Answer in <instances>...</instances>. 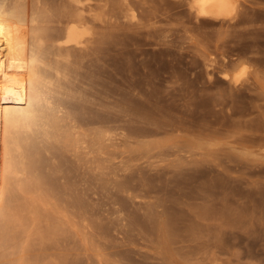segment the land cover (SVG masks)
I'll list each match as a JSON object with an SVG mask.
<instances>
[{
    "label": "rangeland",
    "instance_id": "rangeland-1",
    "mask_svg": "<svg viewBox=\"0 0 264 264\" xmlns=\"http://www.w3.org/2000/svg\"><path fill=\"white\" fill-rule=\"evenodd\" d=\"M168 1L83 0L97 17L81 58L49 45L68 0H0V32L22 42L21 52L9 37L15 68L0 52V264H264V0H239L232 21L197 19L189 0ZM122 99L163 107L154 115L165 129L126 141Z\"/></svg>",
    "mask_w": 264,
    "mask_h": 264
},
{
    "label": "bare ground",
    "instance_id": "bare-ground-1",
    "mask_svg": "<svg viewBox=\"0 0 264 264\" xmlns=\"http://www.w3.org/2000/svg\"><path fill=\"white\" fill-rule=\"evenodd\" d=\"M62 1V0H61ZM64 1H67V0H64ZM89 1V0H88ZM87 1V2H88ZM158 1V0H157ZM168 1V0H167ZM170 1V0H169ZM168 1V2H169ZM184 1V0H183ZM183 1H182V4H183ZM84 2H86L85 0H84ZM83 2V0H68V3L67 4H65V5H61V7L62 6H64V8H62L60 11H59V15L60 16H62V19H59V21L58 22H60V24H62V27H61V29H60V34H59V32H58V34L60 35L59 37H64V39L63 38H61L62 40H60L59 38H57L58 37V34H53L52 36L54 37V38H52V36H51V38H52V40H51V42H49V45L51 44L52 45V42H56V43H54L53 44V46L55 47V49L57 50V52H59V53H61V54H68V55H72L71 57H73V54L75 55V53H77V52H79V54H77L78 56H80L81 58H84L85 56H86V53L88 52H86V50L89 48L90 49V44L91 43H93L94 44V41H92V40H95V38H93V39H91V36L94 34L93 32L96 30V29H94L93 28V26H92V28L94 29V31H92V28H91V26H90V20H91V18H96L97 17V14L96 13H93L91 10L93 9L92 7H91V5L89 6V8L91 7L92 9L90 10V11H88L86 8V6H85V3ZM86 2V3H87ZM131 2V1H130ZM160 2V1H159ZM126 3V2H125ZM129 3V2H128ZM171 3H173V2H171ZM185 3V2H184ZM189 7H190V10L191 11H193V13H194V15H195V17L197 18V19H201V18H208V19H216V20H226V21H232V20H235L236 18H237V16H238V11H239V9H238V7H239V0H189ZM127 4V3H126ZM130 4V3H129ZM160 4V3H159ZM165 4V3H164ZM164 4H163V7H165L164 6ZM169 4V3H168ZM175 4V3H174ZM87 5H89V4H87ZM128 5V4H127ZM94 6V5H93ZM158 6V5H157ZM159 7V6H158ZM178 7V6H177ZM180 7V6H179ZM187 7V6H186ZM127 8V7H126ZM130 8V7H129ZM131 8H132V6H131ZM166 8V7H165ZM181 8V7H180ZM183 8V7H182ZM163 9V12L164 11H166V12H164V15H167V9L166 10H164V8H162ZM134 10V9H133ZM161 10V9H160ZM23 11V10H22ZM94 11H95V9H94ZM184 11V10H183ZM60 12H61V14H60ZM97 12V11H96ZM172 12V11H171ZM179 12V11H178ZM126 13H128V11L126 12ZM132 13H134V16H136L135 15V12L133 11L132 12V10H131V12H130V14H132ZM185 13V12H184ZM58 14V13H57ZM169 14H171V13H169ZM16 15V14H15ZM128 15V14H127ZM133 15V14H132ZM132 15H131V17H132ZM21 16V15H20ZM32 16V15H31ZM99 16V15H98ZM100 16H101V14H100ZM99 16V17H100ZM123 16V15H122ZM23 17V16H22ZM17 18V17H16ZM61 18V17H60ZM22 19V18H21ZM134 19V18H133ZM136 19V18H135ZM194 19V18H193ZM243 19V18H242ZM249 19V18H248ZM255 19V18H254ZM18 20V19H17ZM25 20H26V16H25ZM34 20V19H33ZM246 20V19H245ZM7 21V20H6ZM32 21V20H31ZM93 21V20H92ZM95 21V20H94ZM196 21V20H195ZM201 21V20H200ZM206 21H207V19H206ZM243 21V20H242ZM26 22V21H25ZM205 22V21H204ZM203 22V23H204ZM234 22V21H233ZM16 23V22H15ZM149 23V22H148ZM148 23H145V24H142V25H133L134 27H128V28H134V29H136V30H138V28L140 29H143V27L146 29V27H148ZM239 23H240V21H239ZM59 24V25H60ZM114 24V23H113ZM124 24V23H123ZM128 24H131V22L130 23H128ZM133 24V23H132ZM148 24V25H147ZM155 24V23H154ZM154 24H152V25H154ZM157 24V23H156ZM200 24V23H199ZM242 24V23H241ZM240 24V25H241ZM249 24V23H248ZM31 25V24H30ZM46 25V24H45ZM97 25V24H96ZM125 25H127V24H125ZM203 25V24H202ZM236 25V24H235ZM11 26V25H10ZM32 26V25H31ZM41 26V25H40ZM95 26V25H94ZM150 26H151V23H150ZM157 26V25H156ZM161 26V25H160ZM185 26V25H184ZM1 27V26H0ZM23 27V26H22ZM47 27V26H46ZM98 27V26H97ZM151 27H153V26H151ZM159 27V26H158ZM162 27H164V26H162ZM191 26H189V28H190ZM18 28H20V27H18ZM29 28V27H28ZM33 28V27H32ZM126 28V27H125ZM185 28V27H184ZM192 28V27H191ZM1 29V28H0ZM6 29V28H5ZM47 29H49V28H47ZM55 29V28H54ZM99 29V28H98ZM151 29V28H150ZM150 29H149V32H150ZM159 29H161V28H159ZM164 29H166L165 27H164ZM164 29H162V30H164ZM196 29V28H195ZM14 30H15V28H14ZM30 30V29H29ZM117 30V29H116ZM123 30V29H122ZM132 30V29H131ZM162 30H160V31H162ZM167 30V29H166ZM198 30V29H197ZM20 31V30H19ZM49 31V30H48ZM127 31V30H126ZM126 31H125V33H126ZM154 31V30H153ZM152 31V32H153ZM207 31V30H206ZM8 32H10V31H8ZM44 32V33H43ZM42 33L44 34V35H42L41 34V32H40V35H42L43 37H45V35L47 34V32L46 31H43ZM45 32H46V34H45ZM103 33H104V31H102ZM139 32H141V31H139ZM143 32V31H142ZM145 32V31H144ZM143 32V33H144ZM148 32V33H149ZM167 32V31H166ZM166 32H159L158 33V36L157 37H159L160 38V42H162L163 44H165V41H167V40H163V38L164 39H166V36H167V34H166ZM223 32V31H222ZM239 32V31H238ZM241 32V31H240ZM25 33V32H24ZM151 33V32H150ZM155 33V32H154ZM156 33H157V30H156ZM161 33V34H160ZM224 34H225V32H223ZM242 33V32H241ZM240 33V34H241ZM0 34L2 35L1 37H2V39L0 38V52L3 50V48L4 49H7V51H6V53H5V57L3 58L4 60L2 61V63L4 62H6V66H9V67H11V68H15L16 67V63L18 62L17 60H19L18 58H16V56L14 55V51H15V49L16 48H10L11 47V45H13V44H11L10 43V40H9V37L10 38H14L13 40H12V42H14V44H16V47L18 46V50H20L21 48L19 47V46H22V42H21V39H19V40H17V38H15L14 36L12 37V35L11 36H9V34L7 35V36H5L4 34L5 33H1L0 32ZM28 34V33H27ZM27 34H26V36H27ZM52 33L51 32H49V35H51ZM130 34V33H129ZM146 34V33H145ZM160 34V35H159ZM244 34V33H243ZM246 34V33H245ZM38 35H39V33H38ZM38 35H36V37H38ZM48 35V36H49ZM54 35H56L57 37H55ZM61 35H63V36H61ZM151 35V34H150ZM153 35V34H152ZM155 35V34H154ZM153 35V36H154ZM220 35V34H219ZM3 36H5V37H8V40H9V42L7 43V38H4ZM29 36H31V35H29ZM32 36H34L33 34H32ZM42 36H40V38L42 37ZM95 36V35H94ZM147 36H149V35H147ZM221 36V35H220ZM240 36V35H239ZM242 36V35H241ZM155 37V36H154ZM243 37V36H242ZM247 37V36H246ZM28 37H26V39H27ZM40 38H38V39H40ZM158 38V39H159ZM240 38V37H239ZM238 38V39H239ZM245 38V37H244ZM30 39H31V41H35V40H32L33 38L32 37H30ZM37 39V40H38ZM42 40L44 39L45 40V38H41ZM50 39V38H49ZM246 39V38H245ZM244 39V40H245ZM4 40H6V41H4ZM17 40V41H16ZM29 40V39H28ZM47 42L48 41H50V40H48V37H47ZM115 40V39H114ZM136 40V39H135ZM232 40V39H231ZM234 40H236V39H234ZM244 40H242V41H244ZM254 40V39H253ZM2 41H4V43H5V47H3V42ZM99 41V44H98V46H100V43L102 44V42L104 43L106 40L104 39V38H102V39H100V40H98ZM127 41V40H126ZM145 41V40H144ZM158 41V42H159ZM250 41V40H249ZM257 41V40H256ZM255 41V42H256ZM28 42H30V40L28 41ZM32 42V44L34 45L35 44V42L33 43ZM46 42V43H47ZM115 42V41H114ZM122 42V41H121ZM235 42V41H234ZM237 42V41H236ZM246 42V41H245ZM251 42V41H250ZM249 42V43H250ZM18 43V44H17ZM37 43V42H36ZM45 43V44H46ZM108 43V42H107ZM112 43V42H111ZM169 43V42H168ZM253 43V42H252ZM7 44H9V45H7ZM21 44V45H20ZM122 44V43H121ZM128 44V43H127ZM157 44H160V43H157ZM238 44V43H237ZM245 44V43H244ZM257 44H258V42H257ZM97 45V44H96ZM114 45V44H113ZM116 45V44H115ZM225 45V44H224ZM47 46V45H46ZM52 46V48H54ZM180 46V45H179ZM251 46V45H250ZM13 47H14V45H13ZM37 48H38V46H36ZM157 47H159V46H157ZM174 47V46H173ZM176 47V46H175ZM226 47H227V45H226ZM229 47V46H228ZM50 49L49 48V46H47L46 48H43V49ZM97 48V47H96ZM95 48V49H96ZM105 48V47H104ZM182 48V47H181ZM235 48V47H234ZM254 48V47H253ZM54 49V50H55ZM121 49V48H120ZM126 49V48H125ZM161 49V48H160ZM227 49H229V48H227ZM233 49V48H232ZM17 50V54L16 55H19V52L22 50H20V51H18ZM36 50V49H35ZM91 50H92V48H91ZM127 50V49H126ZM239 50V49H238ZM5 51V50H4ZM37 51H39V50H37ZM51 51H53V49L51 50ZM97 51V50H96ZM164 51V50H163ZM223 51H225V50H223ZM240 51V50H239ZM22 52V51H21ZM40 52V51H39ZM45 52V51H44ZM37 53V52H36ZM41 53H43V52H41ZM49 53V52H48ZM59 53H58V55H59ZM119 53V52H118ZM145 53H146V51H145ZM157 53V52H156ZM160 53V52H159ZM175 53H176V51H175ZM226 53V52H225ZM21 54H23V53H21ZM52 54H54V53H52ZM120 54V53H119ZM158 54V53H157ZM166 54V53H165ZM168 54V53H167ZM166 54V55H167ZM177 54H179V53H177ZM238 54V53H237ZM243 54V53H242ZM88 55V54H87ZM112 55V54H111ZM133 55V54H132ZM182 55V54H181ZM184 55V54H183ZM226 55H228L227 53H226ZM239 55V54H238ZM248 55V54H247ZM1 56H3V55H1ZM24 56V55H23ZM23 56H22V58H23ZM26 56V55H25ZM51 56V55H50ZM154 56V55H153ZM177 56V55H176ZM18 57V56H17ZM19 57H20V55H19ZM101 58H102V56H100ZM112 57V56H111ZM164 57V56H163ZM168 57V56H167ZM170 57V56H169ZM230 57V56H229ZM243 57V56H242ZM241 57V58H242ZM252 57V56H251ZM6 58V59H5ZM53 58V57H52ZM100 58V59H101ZM113 58V57H112ZM111 58V59H112ZM178 58V56L176 57V59ZM254 57H252V59H253ZM160 59H162V58H160ZM230 59V58H229ZM53 60V59H52ZM60 60V59H59ZM116 60V59H115ZM170 60V59H169ZM175 60V59H174ZM178 60V59H177ZM237 60V59H236ZM239 60V59H238ZM242 60V59H241ZM255 60H256V58H255ZM258 60V59H257ZM260 60V59H259ZM40 61H41V59H40ZM39 61V62H40ZM55 61H57V60H55ZM119 61V60H118ZM176 61V60H175ZM179 61V60H178ZM134 62V61H133ZM146 62V61H145ZM212 62V61H211ZM214 62V61H213ZM239 62V61H238ZM241 62V61H240ZM244 62V61H243ZM66 63V62H65ZM113 63V62H112ZM164 63V62H163ZM171 63V62H170ZM223 63V62H222ZM225 63H226V65H227V62L225 61ZM225 63H223V64H225ZM230 63H231V61H230ZM229 63V64H230ZM50 64V63H49ZM68 64V63H67ZM116 64V63H115ZM138 64V63H137ZM167 64V63H166ZM176 64V63H175ZM1 65V64H0ZM74 65V64H73ZM155 65V64H154ZM167 65H169V64H167ZM176 65H178V64H176ZM211 65V64H210ZM221 65V64H220ZM237 65V64H236ZM238 65H241V64H238ZM47 66V65H46ZM46 66H44V67H46ZM67 66V65H66ZM170 66V65H169ZM214 67L213 68H215V64L213 65ZM224 66V65H223ZM59 67V65L57 66V68ZM61 67V66H60ZM141 67V66H140ZM155 67V66H154ZM173 67V66H172ZM211 67H212V65H211ZM217 67V66H216ZM228 67V66H227ZM226 67V68H227ZM30 68V67H29ZM54 68V67H53ZM57 68H56V70H57ZM131 68V67H130ZM221 68V67H220ZM43 69V68H42ZM60 69V68H59ZM62 69V68H61ZM65 69V68H64ZM69 69V68H68ZM67 69V70H68ZM153 69V68H152ZM167 69V68H166ZM218 69H219V67H218ZM3 70V69H2ZM11 70H13L14 71V69H11ZM44 70V69H43ZM55 70V69H54ZM136 70V69H135ZM159 70V69H158ZM173 70V69H172ZM211 70V69H210ZM221 70V69H220ZM27 71V70H26ZM59 71H61V70H59ZM171 71V70H170ZM29 72V71H28ZM38 72H39V70H38ZM51 72H54V71H52V69H51ZM57 72H58V70H57ZM57 72H55V73H57ZM106 72V71H105ZM108 72V71H107ZM139 72V71H138ZM41 73H43V72H41ZM50 73V72H49ZM53 74V73H52ZM83 74V73H82ZM50 75V74H49ZM109 75V74H108ZM111 75V74H110ZM151 75V74H150ZM24 76V75H23ZM125 76V75H124ZM143 76V75H142ZM54 77V76H53ZM108 77V76H107ZM113 77H115V76H113ZM131 77V76H130ZM138 77V76H137ZM111 78V77H110ZM144 78V77H143ZM159 78V77H158ZM41 79V78H40ZM75 79V78H74ZM81 79V78H80ZM112 79V78H111ZM147 79V78H146ZM162 79V78H161ZM15 80V79H14ZM24 80H26V79H24ZM106 80V79H105ZM110 80V79H109ZM140 80V79H139ZM150 80V79H149ZM166 80V79H165ZM33 81V80H32ZM108 81V80H107ZM129 82V81H131V79H129V81H128V79L127 80H125V82ZM159 81H161V80H159ZM7 82V81H6ZM80 82H82V80L80 81ZM87 82V81H86ZM118 82V81H117ZM140 82L141 81H138L137 79L136 80H132L130 83H128L129 84V91L131 90V87L132 88H134L133 90H135V89H138L139 88V90H136L135 92H139L141 89V86H139L140 85ZM162 82V81H161ZM66 83V82H65ZM102 83H103V80H102ZM143 83V82H142ZM5 84V83H4ZM10 85H11V83H9ZM18 84V83H17ZM93 84H94V82H93ZM132 86H131V85ZM150 84V83H149ZM152 84V83H151ZM163 84V83H162ZM9 85V86H10ZM80 85V84H79ZM108 85V84H107ZM143 85V84H142ZM157 85V84H156ZM12 86V85H11ZM29 86V85H28ZM69 86V85H68ZM73 86H75V85H73ZM78 86V85H77ZM111 86V85H110ZM109 86V87H110ZM128 86V85H127ZM126 86V87H127ZM153 86V85H152ZM5 87V86H4ZM80 87V86H79ZM106 87V86H105ZM12 88V87H11ZM19 88V87H18ZM17 88V89H18ZM120 88V87H119ZM123 88V87H122ZM56 89V88H55ZM100 89V88H99ZM98 89V90H99ZM30 90V89H29ZM79 90V89H78ZM82 90V89H81ZM97 90V91H98ZM105 90V89H104ZM151 90V89H150ZM157 90H158V88H157ZM84 91V90H83ZM95 91V90H94ZM102 91V90H101ZM109 91V90H108ZM119 91V90H118ZM122 91V90H121ZM142 92H143V89L141 90ZM140 91V93L142 94V92ZM146 91V90H145ZM152 91V90H151ZM151 91H149V92H151ZM160 91H162V90H160ZM24 92V91H23ZM53 92V91H52ZM124 92V91H123ZM127 92V91H126ZM131 92H132V94L133 95H135V93H133V91L131 90ZM149 92H144V94L146 95V97H152L153 98V94H152V92L151 93H149ZM17 93V92H16ZM28 93V92H27ZM106 93V92H105ZM108 93V92H107ZM112 93V92H111ZM139 93V94H140ZM160 93V92H159ZM166 93V92H165ZM21 94V93H20ZM25 94V93H24ZM60 94V93H59ZM109 94V97H110V92L108 93ZM122 94V93H121ZM120 94V95H121ZM127 94H129V95H131V97L133 96L132 94H130L129 92L127 93ZM127 94H125L124 95V93L122 94V96H124V98L123 99H125V97H127L126 95ZM156 94H157V92H156ZM23 95V94H22ZM118 95V94H117ZM120 95H119V97H120ZM136 95L138 96V93H136ZM165 95V94H164ZM168 95V94H167ZM17 96H18V94H17ZM21 96V95H20ZM30 96V95H29ZM32 96H33V94H32ZM44 96V95H43ZM48 96V95H47ZM67 96V95H66ZM97 96V95H96ZM114 96V95H113ZM137 96H135V98L137 97ZM55 98V97H54ZM54 98H51V99H53L54 100ZM66 98V97H65ZM69 98V97H68ZM134 98V99H135ZM142 98H144L145 99V97H142ZM148 98V99H149ZM152 98H151V100H152ZM67 99V98H66ZM121 99V98H120ZM122 99V101H124V104H122V107H121V109L118 111V112H120V113H116L117 114V116L116 117H118L117 119L119 120V122L117 123L116 122V117L114 116V115H112V117L114 116V118L116 119L115 121H112V122H116L117 123V126L118 127H120L121 128V130H122V132H123V135L122 136H124L125 138L128 136V134H132V133H134L135 135L133 136V134H132V136L134 137V138H136L135 136L136 135H138L139 137H142L143 138V136L145 137V136H149V134L151 135L153 132H158V131H160V130H162V128H164V127H162L161 125H163L164 126V124H162V121L160 122V123H158L159 121H155V119L157 118L155 115L156 114H159V112L160 111H162L163 110V107H162V109L159 111V109H158V111H154V110H152V111H150V110H148V108H150L152 105H150V107H149V105L147 104L148 102H146L145 104H146V106L148 107H143V108H139V109H137V106L135 105V104H130L129 103V98H128V100H123ZM158 99H161V98H157V100ZM23 100V99H22ZM70 100V99H69ZM109 100V99H108ZM133 100V99H132ZM138 100V98L136 99V101ZM143 100V99H142ZM142 100H139V101H142ZM147 100V99H146ZM148 100L149 101V103L150 102H153L154 100ZM37 101V100H36ZM56 101V100H55ZM75 101V100H74ZM111 101V100H110ZM114 101V100H113ZM167 101V100H166ZM82 102V101H81ZM134 102V101H133ZM138 102V101H137ZM143 102H144V100L142 101V103H139V104H142V105H144L143 104ZM160 102H162V101H160ZM160 102H159V105H160ZM164 102V101H163ZM35 103V102H34ZM68 103V102H67ZM84 103V102H83ZM121 103V102H120ZM135 103V102H134ZM157 103H158V101H157ZM33 104V103H32ZM71 104H72V102H71ZM156 103H154V105H155ZM76 105V104H75ZM154 105H153V108H154ZM162 105V104H161ZM33 106H34V104H33ZM32 106V107H33ZM51 106V105H50ZM109 106V105H108ZM40 107V106H39ZM43 107V106H42ZM74 107V106H73ZM165 107V106H164ZM56 108V107H55ZM59 108V107H58ZM78 108V107H77ZM112 108V107H111ZM116 108H118V107H116ZM152 107H151V109H153ZM159 108V107H158ZM166 108V107H165ZM89 109V108H88ZM155 109H157V108H155ZM107 110V109H106ZM112 110V109H111ZM116 110V109H115ZM51 111V110H50ZM116 111V112H117ZM163 111H165V110H163ZM163 111H162V113H163ZM166 111H167V109H166ZM54 112V111H53ZM58 112V111H57ZM77 113V112H76ZM83 113V112H82ZM112 112H109V114H111ZM162 113H160V114H162ZM168 113V112H167ZM55 114V113H54ZM113 114H115V112H114V109H113ZM155 114V115H154ZM165 114V112L163 113V115ZM100 115V114H99ZM101 115H107V114H101ZM100 115V116H101ZM168 115V114H167ZM83 116V115H82ZM99 116V117H100ZM157 116H159V115H157ZM170 115H168V118H170L169 117ZM97 117V116H96ZM98 117V118H99ZM103 117V116H102ZM106 117V116H105ZM108 117H111V115H109V116H107V118ZM160 117H163V116H159L158 118H160ZM76 118V117H75ZM94 118V116L92 117V119ZM98 118H95V121H96V119H98ZM106 118V120H107V122L105 123H103V124H106V125H111L112 124V122L109 120V119H107ZM114 118H112L111 120H113ZM88 119V118H87ZM100 119V118H99ZM98 119V120H99ZM103 119L105 120V118L103 117ZM74 120V119H73ZM105 120V121H106ZM110 121V123L109 124H107L109 121ZM158 120V119H157ZM170 120V119H169ZM168 120V121H169ZM78 121V120H77ZM138 121H140V122H142V125H143V127H138L139 126V124H137L136 122H138ZM171 121V120H170ZM170 121L168 122V123H170ZM173 121V120H172ZM79 122V121H78ZM101 122H103L102 121V119H101ZM121 122V123H120ZM134 122L138 125H136V124H134ZM83 123V122H82ZM87 123V122H86ZM116 123H114L113 124V127L112 128H116V127H114V125H116ZM133 123V124H132ZM144 123V124H143ZM175 123V122H174ZM173 123V124H174ZM96 124V123H95ZM120 124V125H119ZM130 124L132 125V126H130ZM166 124H167V122H166ZM92 125V124H91ZM94 125V124H93ZM100 125V124H99ZM102 125V124H101ZM109 125V126H110ZM133 125H135V126H133ZM145 125V126H144ZM170 125V124H169ZM75 126H76V124H75ZM95 126V125H94ZM97 126V125H96ZM96 126H95V128H96ZM137 126V127H136ZM167 126V125H166ZM89 127H92V126H89ZM100 127V126H99ZM111 127V126H110ZM102 128V127H101ZM172 127H170V129H171ZM89 129V128H88ZM93 129V128H92ZM98 129V128H97ZM118 129L119 128H117V130H116V132L118 131ZM129 129H131V131H129ZM165 129V128H164ZM169 129V130H170ZM86 130V129H85ZM90 130V129H89ZM100 130V129H99ZM112 130V129H111ZM120 130V129H119ZM128 130V132H126ZM175 130V129H174ZM87 131V130H86ZM94 131V130H93ZM98 131V130H97ZM91 132H92V130H91ZM101 132V131H100ZM103 132V131H102ZM115 132V131H114ZM121 132V131H120ZM111 133V132H110ZM159 133V132H158ZM80 134V133H79ZM92 134V133H91ZM98 134V133H97ZM131 134H130V136H131ZM114 135V134H113ZM111 136V135H110ZM109 136V137H110ZM115 136V135H114ZM137 136V137H138ZM78 137V136H77ZM100 137V136H99ZM86 138H87V136H86ZM86 138H84V139H86ZM111 138V137H110ZM117 138V137H116ZM130 138V137H129ZM113 139V138H112ZM124 139V138H123ZM132 139V138H131ZM93 140V139H92ZM100 140H102V139H100ZM125 140V139H124ZM136 140V139H135ZM95 141V140H94ZM115 141V140H114ZM126 141H127V138H126ZM129 141H131V140H129ZM138 141V140H137ZM144 141V140H143ZM92 142V141H91ZM125 142V141H124ZM102 143H103V141H102ZM90 144H92V143H90ZM99 144V143H98ZM114 144H116V143H114ZM125 144H128V143H125ZM130 144H132L131 142H130ZM97 145V144H96ZM123 145V144H122ZM120 146V145H119ZM100 147V146H99ZM108 147H109V145H108ZM117 147H118V144H117ZM97 150V149H96ZM102 150V149H101ZM104 151V150H103ZM198 162V161H197ZM122 164V163H121ZM198 164V163H197ZM127 165H128V163H127ZM120 166V165H119ZM130 166V165H129ZM123 167H124V165H123ZM198 167V166H197ZM120 168V167H119ZM127 168V167H126ZM114 169H116V168H114ZM122 170V169H121ZM115 171V170H114ZM127 171V170H126ZM132 171V170H131ZM119 172V171H118ZM123 172V171H122ZM144 172V171H143ZM162 173H164V172H162ZM115 174V173H114ZM121 174H123V173H121ZM131 174V173H130ZM136 174V173H135ZM160 174V173H159ZM170 174V173H169ZM175 174V173H174ZM179 174V173H178ZM177 174V175H178ZM182 174V173H181ZM139 175V174H138ZM96 176V175H95ZM140 176V175H139ZM144 176H146L145 174H144ZM142 177H143V175H142ZM141 177V178H142ZM156 177V176H155ZM120 178V177H119ZM118 178V179H119ZM148 178V177H147ZM158 178V177H157ZM163 178V177H162ZM161 178V179H162ZM170 178V177H169ZM176 178V177H175ZM174 178V179H175ZM94 179V178H93ZM130 179H132V178H130ZM135 179V178H134ZM137 179H138V177H137ZM152 179H154V178H152ZM160 179V180H161ZM164 179V178H163ZM177 179V178H176ZM95 180V179H94ZM121 180V179H120ZM128 180H129V178H128ZM139 180H140V178H139ZM155 180V179H154ZM157 180V179H156ZM159 180V181H160ZM116 181V180H115ZM115 181H113V182H115ZM124 181V180H123ZM130 181V180H129ZM128 181V182H129ZM134 181H136V180H134ZM143 181V180H142ZM146 181V180H145ZM144 181V182H145ZM148 181V180H147ZM153 181V180H152ZM164 181H166V180H164ZM176 181V180H175ZM179 181V180H178ZM118 182H120V181H118ZM122 182V181H121ZM157 182V181H156ZM162 182H163V180H162ZM172 182V181H171ZM170 182V183H171ZM117 183V182H116ZM130 184H131V182H129ZM129 183H125L127 186H128V184ZM143 183V182H142ZM147 183V182H146ZM145 183V184H146ZM151 183V182H150ZM169 183V184H170ZM178 183V182H177ZM89 184V183H88ZM96 184V183H95ZM124 184V183H123ZM135 184H136V182H135ZM141 184V183H140ZM158 184V183H157ZM167 184V183H166ZM175 184V183H174ZM143 185V184H142ZM151 185H152V183H151ZM154 185V184H153ZM165 185V184H164ZM94 186V185H93ZM118 186V185H117ZM126 186V187H127ZM130 186V185H129ZM128 186V187H129ZM148 186V185H147ZM163 186V185H162ZM176 186V185H175ZM125 187V188H126ZM166 187V186H165ZM117 188V187H116ZM119 188V187H118ZM131 188V187H130ZM142 188V187H141ZM145 188V187H144ZM148 188V187H147ZM154 188V187H153ZM169 188V187H168ZM96 189V188H95ZM133 189H135V188H133ZM177 189V188H176ZM96 190H99V189H96ZM124 191H126L125 189H123ZM140 190V189H139ZM149 190V189H148ZM158 190H161V189H158ZM173 190V189H172ZM153 191V190H152ZM176 191V190H175ZM178 191H180V189H178ZM101 192V191H100ZM182 192V191H181ZM126 193V192H125ZM132 193V192H131ZM130 193V194H131ZM133 193H135V191L133 192ZM148 193V192H147ZM178 193V192H177ZM184 193V192H183ZM175 194V193H174ZM101 195V194H100ZM127 195V194H126ZM129 195V194H128ZM166 195V194H165ZM179 195V194H178ZM139 196V195H138ZM183 196V195H182ZM119 197V196H118ZM129 197H130V195H129ZM123 198V197H122ZM181 198V197H180ZM80 199V198H79ZM125 199H127V198H125ZM171 199H174V198H171ZM125 201V200H124ZM128 201V200H127ZM174 201V200H173ZM120 202V201H119ZM84 203V202H83ZM89 204V203H88ZM127 204V203H126ZM177 204V203H176ZM80 205V204H79ZM82 205V204H81ZM172 205V204H171ZM91 206H92V204H91ZM122 207V206H121ZM130 207H131V205H130ZM129 207V208H130ZM171 207H173V206H171ZM88 208V207H87ZM92 208V207H91ZM124 208V207H123ZM128 209V208H127ZM98 210V209H97ZM126 210V209H125ZM129 210V209H128ZM167 210V209H166ZM87 211V210H86ZM91 211H95V210H91ZM109 211V210H108ZM156 212H158V211H156ZM155 212V213H156ZM87 213V212H86ZM90 213V212H89ZM127 213V212H126ZM153 213V212H152ZM173 213V212H172ZM95 214V213H94ZM137 214V213H136ZM147 214V213H146ZM169 214H170V211H169ZM167 215V214H166ZM128 216V215H127ZM126 217V216H125ZM129 217V216H128ZM133 217V216H132ZM152 217V216H151ZM154 217V216H153ZM164 217V216H163ZM136 218H137V216H136ZM135 218V219H136ZM156 218H157V216H156ZM172 218V217H171ZM170 218V220H172ZM143 219H145V218H143ZM147 219V218H146ZM158 219V218H157ZM174 219V218H173ZM132 220V219H131ZM139 220V219H138ZM154 220V219H153ZM156 220V219H155ZM154 220V221H155ZM169 220V221H170ZM142 221V220H141ZM158 221V220H157ZM167 221H168V219H167ZM172 221H174V220H172ZM176 221V220H175ZM174 221V222H175ZM135 222V221H134ZM137 222H140V221H137ZM150 222L149 221V219L148 220H146V225H147V227L149 226L150 227V223L148 224V223ZM156 222V221H155ZM164 222V221H163ZM162 222V223H163ZM131 223V222H130ZM143 223V222H142ZM158 223V222H157ZM172 222L170 221V224H171ZM133 223H131V225H132ZM138 224H140V223H138ZM169 224V223H168ZM173 224V223H172ZM130 225V226H131ZM143 225V224H142ZM141 225V226H142ZM146 225L144 224L143 225V228H145L146 227ZM104 226V225H103ZM103 226H102V228H103ZM145 226V227H144ZM155 226L157 227V224H155ZM154 226V227H155ZM168 226V225H167ZM173 227H174V224L172 225ZM137 227V226H136ZM146 227V228H147ZM148 227V228H149ZM152 227V226H151ZM164 228H165V226H163ZM169 227H170V225H169ZM106 228V227H105ZM104 228V229H105ZM123 228V227H122ZM137 228H139V226L137 227ZM141 228V227H140ZM142 228V229H143ZM147 228V229H148ZM153 228V227H152ZM175 228V227H174ZM111 229V228H110ZM125 229H127V228H125ZM125 229H123V230H125ZM129 230V229H128ZM152 230V229H151ZM159 231V230H158ZM166 231V230H165ZM176 231V230H175ZM125 232V231H124ZM132 232V231H131ZM130 232V233H131ZM140 232H141V230H140ZM144 232V231H143ZM171 232H172V228H171ZM174 232V231H173ZM139 233V232H138ZM151 233V232H150ZM157 233V232H156ZM167 233H168V231H167ZM145 234V233H144ZM149 234V233H148ZM172 234V233H171ZM175 234V233H174ZM124 235V234H123ZM126 235V234H125ZM128 235V234H127ZM130 236H132V235H130L129 234V237ZM142 236V235H141ZM170 236V235H169ZM135 237V236H134ZM124 238H126V237H124ZM170 238H171V236H170ZM173 238V237H172ZM130 239V238H129ZM171 240V239H170ZM134 241V240H133ZM129 242V241H128ZM174 242V241H173ZM170 244V243H169ZM175 245V244H174ZM122 249V248H121ZM125 251V250H124ZM126 254H127V252H126ZM124 255V254H123Z\"/></svg>",
    "mask_w": 264,
    "mask_h": 264
}]
</instances>
